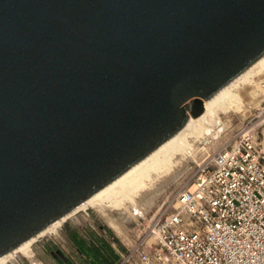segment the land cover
<instances>
[{
    "label": "water",
    "instance_id": "water-1",
    "mask_svg": "<svg viewBox=\"0 0 264 264\" xmlns=\"http://www.w3.org/2000/svg\"><path fill=\"white\" fill-rule=\"evenodd\" d=\"M263 55L264 0H0V257Z\"/></svg>",
    "mask_w": 264,
    "mask_h": 264
},
{
    "label": "built area",
    "instance_id": "built-area-1",
    "mask_svg": "<svg viewBox=\"0 0 264 264\" xmlns=\"http://www.w3.org/2000/svg\"><path fill=\"white\" fill-rule=\"evenodd\" d=\"M260 117L208 156L194 187L178 188L119 264H264V109Z\"/></svg>",
    "mask_w": 264,
    "mask_h": 264
},
{
    "label": "bare ground",
    "instance_id": "bare-ground-1",
    "mask_svg": "<svg viewBox=\"0 0 264 264\" xmlns=\"http://www.w3.org/2000/svg\"><path fill=\"white\" fill-rule=\"evenodd\" d=\"M263 87L264 55L205 102L200 115L189 116L176 133L140 161L69 213L2 255L0 264L12 263L19 256L34 258L32 247L35 242L60 230L64 222L80 211L91 208L98 213H107V211L136 203L137 197L150 190L156 180L170 174L174 165L195 156L194 150L196 153L201 151L197 143L206 142L209 140L207 138L214 137L213 132L218 125L223 124L220 114L243 113L246 111V104L255 107L259 97L264 93ZM135 212L136 215L142 213L140 209H135Z\"/></svg>",
    "mask_w": 264,
    "mask_h": 264
},
{
    "label": "rangeland",
    "instance_id": "rangeland-1",
    "mask_svg": "<svg viewBox=\"0 0 264 264\" xmlns=\"http://www.w3.org/2000/svg\"><path fill=\"white\" fill-rule=\"evenodd\" d=\"M258 101L255 107L246 104V111L243 113L230 112L227 114H220L223 124L218 125L217 129L213 132L214 137L207 138L209 139L207 140L208 142L197 143L201 151L196 153L194 150L193 153L196 154L195 156L188 157L183 162L174 165L171 173L156 180L150 190L143 192L137 197L136 203L134 202L131 205L122 206L113 211H107V213H98L88 208L76 213L71 219L88 213L95 217L99 223L109 226V229L119 239L120 244L124 247H128L130 243L137 238L139 231L146 227L152 216L159 214L165 208H167L168 211L173 208L172 198L175 192L183 185L189 187L194 183L199 170L212 152L230 143L241 129L261 119L260 114L264 109V93L261 94ZM192 187L193 186H191V188ZM135 209H140L142 213L136 215ZM140 216L145 218H141ZM63 224L61 229L63 228ZM58 232L59 230L35 242L32 247L34 254L40 242L47 238H52ZM28 260L32 259L19 256L15 258V261H12V263H22Z\"/></svg>",
    "mask_w": 264,
    "mask_h": 264
},
{
    "label": "crops",
    "instance_id": "crops-1",
    "mask_svg": "<svg viewBox=\"0 0 264 264\" xmlns=\"http://www.w3.org/2000/svg\"><path fill=\"white\" fill-rule=\"evenodd\" d=\"M105 226L109 228L88 213L70 218L64 222L63 228L56 235L37 245L32 260L19 264H109L108 261L112 259H114L112 264H119V253L126 247L120 242L119 244L115 242ZM78 246L83 251H79ZM109 246L113 249L114 258L108 249ZM56 250L62 252L64 260L52 255V251Z\"/></svg>",
    "mask_w": 264,
    "mask_h": 264
},
{
    "label": "trees",
    "instance_id": "trees-1",
    "mask_svg": "<svg viewBox=\"0 0 264 264\" xmlns=\"http://www.w3.org/2000/svg\"><path fill=\"white\" fill-rule=\"evenodd\" d=\"M104 228L107 230L108 233H110L111 236H113L114 241L119 244L118 238L115 237V235L113 234V232L109 228H107L106 226ZM78 249H79V251H83L80 246H78ZM108 249L111 250L112 258H114L113 249L110 246H109ZM113 260L114 259H112V261H108V263L109 264H112L113 263Z\"/></svg>",
    "mask_w": 264,
    "mask_h": 264
}]
</instances>
